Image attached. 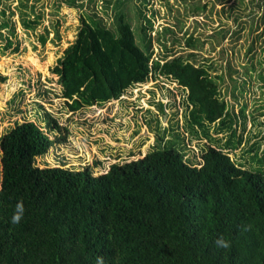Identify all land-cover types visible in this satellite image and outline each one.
<instances>
[{
  "label": "trees",
  "instance_id": "obj_1",
  "mask_svg": "<svg viewBox=\"0 0 264 264\" xmlns=\"http://www.w3.org/2000/svg\"><path fill=\"white\" fill-rule=\"evenodd\" d=\"M68 2L78 6L76 0ZM217 2L225 9L235 0L214 1L210 13ZM256 2L264 7V0ZM38 3L0 0L3 52L20 48L13 17L18 16L26 31L41 25ZM147 4L151 0H116L110 13L104 11L108 17L83 11L74 41L51 71L71 111L120 99L151 78L177 81L186 92L185 126L194 137L207 139L201 160L171 142L180 131L179 121L168 129L150 121L153 148L141 157L112 163L106 172L95 174L91 165L41 167L37 158L66 142L69 132L63 134V125L38 103L35 120H15L0 136V264H95L98 256L104 264H264V170L251 169L241 160L264 154V134H259L264 120L259 130L244 137L248 121L254 126L246 116L248 104L237 113L224 98L225 73H211L214 64L200 52L205 40L187 31L179 37L171 26L153 34L156 10ZM208 6L200 2L192 13L207 11ZM261 16L264 22V10ZM45 30L38 34L42 43L49 37V28ZM55 32L60 38L59 30ZM228 33L223 30L222 37ZM176 43H183L184 51L178 53ZM227 64L238 86L232 76L237 70L230 60ZM251 67L257 71L254 64ZM246 68L245 75L252 78ZM256 74L264 82V66ZM157 104L164 112L166 104ZM233 115L246 116V126L239 133L237 123L230 134L218 136ZM212 132L217 136L211 137ZM170 133L172 138L167 137ZM18 201L24 214L13 224ZM218 238L229 246L218 247Z\"/></svg>",
  "mask_w": 264,
  "mask_h": 264
},
{
  "label": "rangeland",
  "instance_id": "obj_2",
  "mask_svg": "<svg viewBox=\"0 0 264 264\" xmlns=\"http://www.w3.org/2000/svg\"><path fill=\"white\" fill-rule=\"evenodd\" d=\"M68 1L39 0L38 6L43 17L41 25L35 31H26L18 16L13 17L20 42L19 50L8 49L3 52L5 40L0 36V136L15 120H35L38 103H41L63 125V134L69 132L66 142L56 143L45 156L37 158V164L41 167L63 164L80 168L91 165L95 174L106 172L112 163L141 157L153 148L155 131L150 128V121L152 126H156L159 121L162 127L167 129L171 126L176 128L179 121L180 131L175 132L173 138L171 133L167 137L173 139L171 142L176 149L181 150L182 145L184 150H192L188 155L201 160V147L207 139L194 137L185 126L183 118L186 92L171 78H151L146 83L128 89L120 99L76 111L69 109L66 98L62 96V85L58 82V76L53 74L51 69L64 49L74 41L81 24V13L96 11L99 15L108 17L104 11L110 13L116 0H76L78 6H71ZM130 1L135 4L142 2ZM214 1L216 0H151L152 4L147 6L153 5L156 10L152 16L155 19L152 33L155 34L164 26H171L179 37L188 32L205 40L200 52L204 58L209 59V64H214L215 68L211 73H225V80L221 81L224 98L234 105L237 113L244 108L243 103L248 104L245 106L246 116L247 119H253L254 128L253 132H248L252 126V121L249 122L247 131L244 132L245 137L259 130L261 120H264V115L259 116L261 111L264 112V108L261 109L264 106V82L259 80L256 74L264 66V22L261 16L264 7L259 8L256 0H245L244 4L235 0L232 6L230 2L225 9L217 2L210 13L209 8ZM200 2H208V10L193 14L192 10ZM229 6L236 9H230ZM130 13L134 17L133 12ZM147 13L151 15L150 10ZM237 14L242 16L236 18ZM253 15L255 17H252ZM47 27L50 30L49 37L42 43L38 34L45 32ZM56 29L59 30L60 38L55 37ZM225 29L229 30V33L224 38L222 34ZM1 31L6 33L5 29ZM170 35L171 33L167 36ZM174 48L178 53L184 51L183 43L174 44ZM155 50L157 53L160 50L157 44ZM253 56L254 61L251 62ZM227 60H230L231 66L238 71L232 72V76L238 80V86L232 82L229 75ZM253 64L257 71L252 69ZM246 67L253 72L252 78L245 75ZM245 79L247 81L243 84ZM13 98L16 99L15 102H11ZM159 101L166 104L164 112L157 104ZM246 116L231 117L223 134L218 136L225 137L230 134L228 131L235 129L237 123L240 133L242 125L246 126ZM238 132L236 130L233 143L238 139ZM210 134L211 137L217 136L213 132ZM259 134H264L263 128L259 130ZM1 154L0 147V187ZM262 154L255 153L251 158L241 156V160L251 169L263 171Z\"/></svg>",
  "mask_w": 264,
  "mask_h": 264
},
{
  "label": "clouds",
  "instance_id": "obj_3",
  "mask_svg": "<svg viewBox=\"0 0 264 264\" xmlns=\"http://www.w3.org/2000/svg\"><path fill=\"white\" fill-rule=\"evenodd\" d=\"M23 214H24V206H23V203L20 202V201H18L16 203V205H15L13 214L11 216V223H13V224L19 223L20 220H21V218H22V216H23ZM215 244L218 247H224V248H227L229 246L228 241H226L223 238L216 239ZM95 264H104V258L103 257H100V256L96 257Z\"/></svg>",
  "mask_w": 264,
  "mask_h": 264
},
{
  "label": "crops",
  "instance_id": "obj_4",
  "mask_svg": "<svg viewBox=\"0 0 264 264\" xmlns=\"http://www.w3.org/2000/svg\"><path fill=\"white\" fill-rule=\"evenodd\" d=\"M249 122H251V121H248V123H249ZM251 123H252V122H251ZM247 126H248V124H247ZM252 129H253V124H252L251 128L248 130V132L252 131ZM246 131H247V129H246ZM261 147L264 148V142H263V145H262Z\"/></svg>",
  "mask_w": 264,
  "mask_h": 264
}]
</instances>
